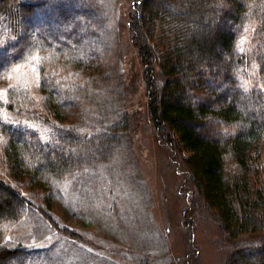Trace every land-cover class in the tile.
<instances>
[{"label": "trees", "instance_id": "obj_1", "mask_svg": "<svg viewBox=\"0 0 264 264\" xmlns=\"http://www.w3.org/2000/svg\"><path fill=\"white\" fill-rule=\"evenodd\" d=\"M50 1L60 5L50 7ZM132 8L129 26L145 69L155 129L182 156L197 198L236 243L226 264H264V0H133ZM86 12L61 0H0V72L28 61L31 48L30 56L49 50L45 59L54 70L40 61L39 107L47 115L38 120L0 118V131L8 137L4 158L16 182L0 178V264H47L39 262L47 247L34 248L14 233L7 236L12 227L36 215L69 242L55 264L81 263L76 247L83 236L59 226L22 189L50 190L56 180L68 183L71 192L83 184L85 188L101 167L115 162L127 136L129 114L123 107L116 109L115 120L64 123L62 105L79 101L82 93L87 98L90 85L94 90V35L88 28L81 35L78 21V33L55 36L41 21L62 30ZM251 29L253 48L243 50L242 39ZM63 53L68 58L62 61ZM59 64L61 73L54 68ZM65 66L92 69L87 74L90 85L69 82ZM23 87L8 89V102L0 107H36ZM210 123L224 133L208 132ZM44 203L50 208L53 199ZM50 248L57 252L55 244ZM141 259V264L156 263ZM106 260L104 264H120Z\"/></svg>", "mask_w": 264, "mask_h": 264}, {"label": "rangeland", "instance_id": "obj_2", "mask_svg": "<svg viewBox=\"0 0 264 264\" xmlns=\"http://www.w3.org/2000/svg\"><path fill=\"white\" fill-rule=\"evenodd\" d=\"M62 1L71 8H82L88 13L67 25L62 29L64 31L44 19L41 26L46 31L50 27L55 36H60L65 31L77 32L75 23L80 21V34L88 28L94 35V61L96 58L94 90L87 80L92 69L85 72L81 67L65 66L69 82L87 83L90 92L86 93L85 99L82 93L79 101L60 106L66 119L64 123L81 124L86 119H94V122L115 120L118 116L116 109L123 107L129 114L127 136H124L115 162L101 167L102 172L95 175L93 182L85 184V188L83 184L78 191L71 192L69 184L62 185L60 180H56V188L53 185L50 190L17 186L30 200L49 211L59 226L83 236L79 247H76L78 258H83L80 264H104L106 259L120 264H141V258L147 257L156 259L154 264H226L236 243L227 238L216 215L205 207L201 198H197L182 156L163 137L160 138L152 123L147 106L145 69L129 26L133 0H84L86 5L83 0H77L74 5L71 4L74 0ZM54 5H60L59 1H50L49 6ZM253 31L251 29L242 39L243 50L251 49ZM31 50L26 53L28 61L15 62L8 70L0 72V102H8L7 90L11 87L25 86L36 107H0L3 121L20 117L38 120L47 115L42 105L39 107L41 97L38 90L42 82L38 69L40 61H44V67L48 65L45 58L51 52L41 48L40 55L36 53L33 57L29 54L34 48ZM66 58V53L60 55L62 61ZM60 64L54 68L61 73ZM47 68L54 72L52 66ZM208 127L212 134L224 133V128L217 123H210ZM7 140V135L0 131V178L15 185L4 158ZM47 198L53 199L50 208L44 203ZM36 216L25 218L24 222L12 227L7 236L14 233L34 248L47 247L49 255L48 252L44 254L39 262L58 263L65 244L69 242L58 236V230L52 229L41 215ZM245 241L251 240L246 237ZM54 244L57 252L52 253L50 247Z\"/></svg>", "mask_w": 264, "mask_h": 264}, {"label": "snow or ice", "instance_id": "obj_3", "mask_svg": "<svg viewBox=\"0 0 264 264\" xmlns=\"http://www.w3.org/2000/svg\"><path fill=\"white\" fill-rule=\"evenodd\" d=\"M17 67H19V66H17ZM11 78V74H9V79Z\"/></svg>", "mask_w": 264, "mask_h": 264}]
</instances>
